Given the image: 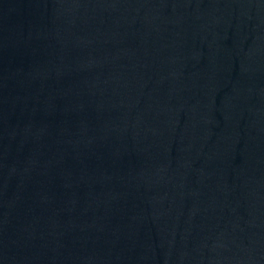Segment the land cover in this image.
<instances>
[{"label": "water", "instance_id": "1", "mask_svg": "<svg viewBox=\"0 0 264 264\" xmlns=\"http://www.w3.org/2000/svg\"><path fill=\"white\" fill-rule=\"evenodd\" d=\"M0 234L12 264H264V0H0Z\"/></svg>", "mask_w": 264, "mask_h": 264}]
</instances>
